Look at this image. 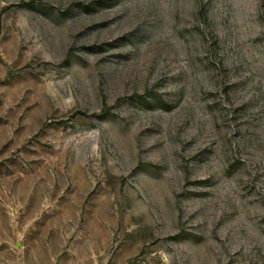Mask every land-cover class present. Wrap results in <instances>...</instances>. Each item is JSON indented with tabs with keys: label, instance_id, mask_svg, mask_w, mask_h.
Returning a JSON list of instances; mask_svg holds the SVG:
<instances>
[{
	"label": "rangeland",
	"instance_id": "rangeland-1",
	"mask_svg": "<svg viewBox=\"0 0 264 264\" xmlns=\"http://www.w3.org/2000/svg\"><path fill=\"white\" fill-rule=\"evenodd\" d=\"M0 264H264V0H0Z\"/></svg>",
	"mask_w": 264,
	"mask_h": 264
}]
</instances>
